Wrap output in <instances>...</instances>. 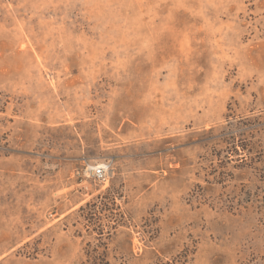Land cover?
I'll return each mask as SVG.
<instances>
[{
  "label": "rangeland",
  "instance_id": "374dc122",
  "mask_svg": "<svg viewBox=\"0 0 264 264\" xmlns=\"http://www.w3.org/2000/svg\"><path fill=\"white\" fill-rule=\"evenodd\" d=\"M262 155L264 0H0V264H264Z\"/></svg>",
  "mask_w": 264,
  "mask_h": 264
},
{
  "label": "trees",
  "instance_id": "16d2710c",
  "mask_svg": "<svg viewBox=\"0 0 264 264\" xmlns=\"http://www.w3.org/2000/svg\"><path fill=\"white\" fill-rule=\"evenodd\" d=\"M222 137H217L214 141L215 145H221L222 146V150L226 152V154H240L238 157L240 160H248V159H253L254 157H252L250 155V152H252L251 150H253L254 148L258 147L261 148L263 143L260 139H257L253 144L249 143L247 144H242L240 142L239 146L241 148H238V144L236 141V136H232V137H228L225 139H221ZM252 144V145H251ZM254 145H257L256 147L253 148ZM249 146L251 147V149L249 148ZM241 149V153L238 152ZM226 157H229L228 155H226ZM263 158L264 156H258V159Z\"/></svg>",
  "mask_w": 264,
  "mask_h": 264
},
{
  "label": "built area",
  "instance_id": "2783aa9c",
  "mask_svg": "<svg viewBox=\"0 0 264 264\" xmlns=\"http://www.w3.org/2000/svg\"><path fill=\"white\" fill-rule=\"evenodd\" d=\"M92 173L94 177H96L98 180L105 181L108 178V171L106 166L104 165H97L92 169Z\"/></svg>",
  "mask_w": 264,
  "mask_h": 264
}]
</instances>
